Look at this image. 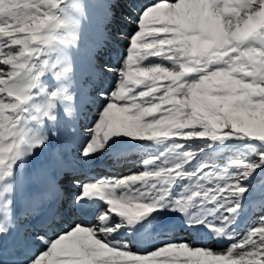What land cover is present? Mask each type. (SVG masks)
Segmentation results:
<instances>
[{
	"label": "snow or ice",
	"instance_id": "obj_1",
	"mask_svg": "<svg viewBox=\"0 0 264 264\" xmlns=\"http://www.w3.org/2000/svg\"><path fill=\"white\" fill-rule=\"evenodd\" d=\"M0 264H264V0H0Z\"/></svg>",
	"mask_w": 264,
	"mask_h": 264
},
{
	"label": "rangeland",
	"instance_id": "obj_2",
	"mask_svg": "<svg viewBox=\"0 0 264 264\" xmlns=\"http://www.w3.org/2000/svg\"><path fill=\"white\" fill-rule=\"evenodd\" d=\"M131 29H129L130 31ZM123 47V45H122ZM103 155H101L100 157H98V159H95L88 162V169L92 168V165L95 164V163H101V168L99 169H96V170H93V174L92 175H95L96 177H100V176H113L112 174L114 173L115 169L118 168V166L116 167L117 165V162L114 161L113 159H110V160H106L102 157ZM91 165V166H90ZM127 163L125 165H123V168L121 169L122 172H118V176H121V175H124V174H127L129 171L128 170H125V168H127L128 166H126ZM104 168H103V167ZM122 166V165H120ZM139 168V164L136 165V169H134L133 171H136L137 169ZM92 172V170H91ZM87 175V173H86ZM254 223V219H248V220H245L241 223L240 225V229L243 230L245 229L246 227L248 226H251V224ZM176 237H180V236H185V234L183 233H177L175 234ZM169 238H173L171 236H169Z\"/></svg>",
	"mask_w": 264,
	"mask_h": 264
},
{
	"label": "bare ground",
	"instance_id": "obj_3",
	"mask_svg": "<svg viewBox=\"0 0 264 264\" xmlns=\"http://www.w3.org/2000/svg\"><path fill=\"white\" fill-rule=\"evenodd\" d=\"M98 157H100V156H97V157H95V158H98ZM103 157H105L107 160H110V159H112L110 156H108L107 154H105V155H103ZM132 160H135L136 159V157H134V158H131ZM139 159V158H138ZM131 160V161H132ZM117 162V161H116ZM122 164H124V162H117V165L116 166H120V165H122ZM100 165H97V166H95V168L96 167H99ZM92 169H94V168H92ZM118 169V168H117ZM113 176H118L117 175V173L116 174H114ZM105 205L104 204H100V207H104ZM185 233V235H187V233L186 232H184Z\"/></svg>",
	"mask_w": 264,
	"mask_h": 264
}]
</instances>
